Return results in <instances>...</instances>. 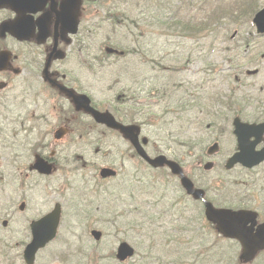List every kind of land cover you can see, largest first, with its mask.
<instances>
[{
	"label": "flooded vegetation",
	"instance_id": "flooded-vegetation-1",
	"mask_svg": "<svg viewBox=\"0 0 264 264\" xmlns=\"http://www.w3.org/2000/svg\"><path fill=\"white\" fill-rule=\"evenodd\" d=\"M159 4L168 0H148ZM217 1V2H216ZM147 0H0V218L2 227L8 228L12 214L28 210L29 223L49 214L56 204H61L62 215L57 238L48 246L59 247L62 232L75 235L82 215L109 209L116 214L140 211L144 208V189L146 185L145 160L139 156L128 138L119 129L96 122L91 111L79 107L74 96L85 95L89 106L113 115L118 123L135 125L144 146L146 128V79L138 84L137 98L126 92L98 101L97 82V28L98 16L109 20L115 29L134 22L129 16L130 7L138 5L139 22H144V5ZM147 2V3H149ZM220 5V12L211 18L225 28L228 21H242L249 13H242V6L264 7V0H212ZM127 7V8H125ZM261 7V8H262ZM251 9H245L249 11ZM127 11L128 13H126ZM255 12V13H256ZM208 18V16H207ZM209 35V29L206 32ZM232 40L237 45L223 46L216 52L205 48L206 61L204 71L214 84L237 86L243 95L230 107L218 100L209 103L205 111L215 118L226 115L239 118L241 123H264V44L255 42V38L264 39V34L250 33L242 37L237 31ZM219 52V53H218ZM217 56L215 57V54ZM258 78V81L256 80ZM130 81V80H129ZM135 81V80H132ZM124 80L121 82V86ZM134 87V86H133ZM122 87H119L120 89ZM130 87L128 86V89ZM135 90V87H134ZM111 91H116L113 87ZM233 119V120H234ZM224 123H209L208 131L194 141V137L184 144L176 140L169 147L161 149L155 146V153L165 154L177 162L183 173L197 187L206 193V201L216 207L230 206L236 210H250L257 213V225L264 222V160L247 168L242 164L230 165L229 159L239 151V136L235 127ZM231 133L234 141L232 149H226L225 139ZM94 136L96 141L94 142ZM231 136H227L230 138ZM241 135V139H242ZM103 138L106 149L97 146L96 153L101 156L102 165L118 170V174L102 178L97 174L84 175L80 179L81 189L73 192L58 189L42 190V195L34 196V178L48 182H69L75 180L72 174H66V162L84 163L95 167L98 155L91 161H82L80 150L73 148L82 141L96 146ZM250 144V154L254 161L264 156V131L251 132L246 139ZM38 160H45L53 166L50 175L41 174L35 168ZM105 160V161H104ZM211 163V171L218 170L215 176L201 174L198 167L204 168ZM173 178L172 190L182 194L176 196L178 203L176 238L173 236L169 246L157 248L156 260L164 264L168 255L171 264H207L218 255L219 264L222 250L215 244L210 246L201 229L216 227L204 221L201 213L196 224L183 222L186 214L193 210L184 206L182 198H192L185 191L181 176L172 172L169 166L153 168ZM163 179V178H161ZM15 183V188L9 189ZM164 185V181L159 182ZM65 188L66 185H61ZM180 188V189H179ZM80 192V193H79ZM20 203L24 205L16 206ZM16 200V201H15ZM104 201L105 204L102 203ZM21 211V212H22ZM203 219V220H202ZM174 225V222L172 223ZM196 227V231H194ZM196 235V239H194ZM25 242L33 238L29 227ZM184 236L186 239L184 240ZM0 241V264H13L18 257V242L12 235H6ZM65 240L70 243L69 238ZM205 243V244H204ZM80 245L87 246L84 241ZM65 256L57 249L52 256L62 260Z\"/></svg>",
	"mask_w": 264,
	"mask_h": 264
},
{
	"label": "rangeland",
	"instance_id": "rangeland-1",
	"mask_svg": "<svg viewBox=\"0 0 264 264\" xmlns=\"http://www.w3.org/2000/svg\"><path fill=\"white\" fill-rule=\"evenodd\" d=\"M182 0H174V6L176 7H182L181 5ZM185 2L188 0H184ZM205 4H201V0H194L192 4L191 10H189V14H187V17L191 16V22L198 26L202 25L204 22V9L207 6L204 7ZM158 13L161 15V12L158 10L157 6H151L146 5V11H145V18L149 19H155V14ZM187 11L183 12V15H185ZM133 15H136L137 17V9L133 10ZM169 14V11L168 13ZM103 25V26H100ZM97 29V38H96V44H97V53L100 54L102 51L103 44H116V45H122L131 47L132 44H134V37L129 36V32L125 31L124 29H119L116 33L112 29V25L109 22L102 23V17H99V24ZM235 28H231L228 30L227 35H230L233 33ZM253 30L251 23L246 25V28L244 29L245 32ZM226 34V33H225ZM192 37L187 36L186 38H172L166 34H163L160 32V30L156 28L150 29L146 36H145V51L146 59H141L139 56H125L122 58L114 57L113 62L118 61V65L115 66H106L105 68L98 69L99 73L97 74V82H98V99L99 100H105L109 97L108 93L106 92L107 87L112 83V81L116 78H119V76H126L132 77V75H137V73H141V76L147 75L149 77H152L154 75L160 74L158 71H154L153 67H158L156 61H160L162 65L170 66V64L175 63L177 66H179L180 69H184L180 72L181 75H178V80H180L183 83H186L187 86L194 85L195 84H203L205 79V74L203 71V62H205L204 59V46H208L210 49V45L212 44L214 51L216 52L219 50V48L223 49L224 39L221 37L220 39H216L213 35L209 36L208 39L203 38L202 36V29H199L198 31H195ZM154 47L155 52H150V49ZM213 52V51H212ZM219 53V52H218ZM215 54V57L217 54ZM205 64V63H204ZM128 68V69H126ZM199 72V74L194 75L195 72ZM151 80V79H150ZM167 79L165 78L164 81ZM258 81V78H256ZM159 81L163 82L162 78L158 79V82L151 85L148 88H151L152 86H158ZM232 87H237L233 85H213L211 83H207L205 85V88L202 90L201 94L203 95V103L205 107L209 103H217L218 102V95H220L221 99H225L226 94L231 93ZM198 90H196L197 92ZM195 92V93H196ZM247 94V92H244L243 94ZM224 96L222 98L221 96ZM212 96V97H211ZM211 97V98H210ZM157 99H149L148 102L150 103L149 110L157 113L156 108L157 106L154 105L155 101ZM158 109H160L158 107ZM189 115L190 119H194L195 116ZM186 120V118L184 119ZM183 124L185 122L183 121ZM186 129L191 128L192 131L197 132L196 126H190L186 125L184 126ZM196 127V128H194ZM173 129V128H172ZM185 129V130H186ZM182 131L180 133V138L182 140H185L187 138V131ZM171 129H162L158 130L156 128L152 129L151 131L147 130V135L152 139V144H158L163 142L164 138H167V135L170 134ZM79 149V147L75 148ZM80 151L84 153L87 160H92L96 154L94 153V150L89 145H83ZM76 167H79L76 166ZM66 173L72 174L75 176V182L81 184L82 182L80 179H83L84 176L80 177L81 175H89L92 174V169L89 167H83L80 170V174L73 168L71 163H66L65 165ZM94 172V171H93ZM206 176H215L218 174V170L215 169L213 172L203 173ZM147 176L148 173H147ZM57 183V182H55ZM49 183H47L48 185ZM44 186H46V183L43 182L41 179L34 178V196L39 197L42 195L41 191L44 189ZM48 188V187H47ZM9 189H12V186L9 187ZM149 196V195H147ZM155 198L150 199L148 198L147 201H154ZM103 204L104 201H102ZM153 204V203H152ZM151 204V205H152ZM153 207V206H152ZM145 210H147V203ZM17 220L14 224V229L17 234L18 241L25 240L24 234V228L26 227V213H20L17 211ZM99 217L97 213H94L93 215H90V218H87V215H82L80 218V222L78 227L76 228L75 235L70 236L68 231L65 233L62 232L60 237V246L54 247L51 246L47 249H45L39 256L37 260V264H78V259L87 256V254L82 251L79 248L78 245H80L81 241H84V243L88 246V252H91L93 255L92 258V264H95V259L99 254H106L110 253L111 251H116L117 246L119 244L118 238L116 239L111 229L103 222L98 221ZM128 220L124 222V225L126 226L128 224ZM1 223V220H0ZM177 225V224H175ZM13 228V227H12ZM93 228H99L103 231L104 237L101 241H95L93 237L90 235V231ZM202 233L206 235V228H202ZM122 236L126 238L131 244H133L137 249V254L130 259L125 264H138V262L141 261L142 254L144 249L140 248L144 244H142V241H144V238H146V235H140L135 232L132 236L127 235L126 233H123ZM121 237V236H119ZM65 238H69L70 245L67 244L65 241ZM215 240L211 238V242H214ZM62 243H64V246L62 247ZM62 247V248H61ZM235 252L240 253V249L238 250V247L234 245ZM60 250L61 253L64 256L72 255V257L69 259V261L63 262L58 261L52 258V256L56 253V251ZM219 249L223 250L224 248L222 245H219ZM22 251V248L19 247V252ZM85 260H89L87 257ZM18 264H24L23 259H20ZM99 264H119L118 261H116L115 258L109 259L105 258L102 261L99 262ZM253 264H264L263 260H256L253 262Z\"/></svg>",
	"mask_w": 264,
	"mask_h": 264
},
{
	"label": "water",
	"instance_id": "water-1",
	"mask_svg": "<svg viewBox=\"0 0 264 264\" xmlns=\"http://www.w3.org/2000/svg\"><path fill=\"white\" fill-rule=\"evenodd\" d=\"M254 22L257 24L258 31L264 32V9L261 10L255 17ZM78 102H80V99H77ZM95 117L97 120L113 124L112 119L108 117V115L104 113H100L97 111H94ZM127 134H129L130 129L121 127ZM135 145L138 148V142L137 140H134ZM240 157L239 155H236L234 157V161L238 160ZM166 161L165 157H158L154 160H151L153 165L162 164ZM171 165L174 167L175 164L171 163ZM37 166L40 168H45V164L38 163ZM49 167V166H48ZM176 171V169H174ZM46 172H50V169H47ZM178 172V170H177ZM111 173L110 170H104L102 173L103 176H107ZM186 187L190 192L194 194L195 197H202V193L198 191H193L192 184L190 182L185 181L184 182ZM207 217L209 220L213 221L217 224L219 230L223 232L228 237H236L238 238L242 244H243V252L241 254V259L244 261L251 260L256 252L260 249L264 248V224L260 225L257 229V232L255 233L253 231L254 227L253 225L249 226L250 222H254V215L251 212H235L232 210L227 209H216L211 204H207ZM59 215L60 210L56 209L52 212V214L43 219L39 222H36L33 225L34 232V240L31 245L28 246V248L25 251V256L27 259L28 264L34 263V257L37 252V250L45 245V243L52 239L55 234L59 223ZM50 217L54 218L53 225L50 227V231H48L47 226V219ZM45 226V228H44ZM48 232H50V235H48ZM97 238L100 237V232H94ZM119 258L124 260L129 255L133 254V249L126 243L122 244L119 248Z\"/></svg>",
	"mask_w": 264,
	"mask_h": 264
},
{
	"label": "trees",
	"instance_id": "trees-1",
	"mask_svg": "<svg viewBox=\"0 0 264 264\" xmlns=\"http://www.w3.org/2000/svg\"><path fill=\"white\" fill-rule=\"evenodd\" d=\"M186 24V23H184ZM182 24V26L178 25L177 28L178 29H183L185 31H196V30H199V29H202V26L203 25H192L191 23H187L186 25ZM179 32H182L179 30ZM170 214L169 213H162V216L159 218V219H155L154 215H151L149 217V221H150V226H152L153 223H156L160 220H163L165 221V219L167 217H169ZM146 227V223L144 224L143 227H140L142 228L140 231H143ZM149 239L151 241V245L154 246V243H155V239L156 237L154 235H150L149 236ZM225 254H226V257H225V264H240L237 260H236V257L233 255L232 251L227 247L226 250H225ZM151 263V262H150Z\"/></svg>",
	"mask_w": 264,
	"mask_h": 264
}]
</instances>
